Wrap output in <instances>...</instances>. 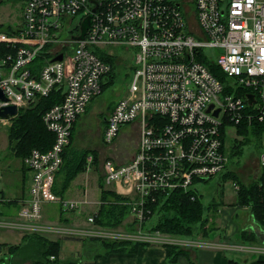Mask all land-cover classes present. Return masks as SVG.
<instances>
[{"label":"built area","instance_id":"2783aa9c","mask_svg":"<svg viewBox=\"0 0 264 264\" xmlns=\"http://www.w3.org/2000/svg\"><path fill=\"white\" fill-rule=\"evenodd\" d=\"M21 20L9 28L0 24V89L8 99L0 108L14 105L20 113L57 90L63 99L43 116L54 135L52 147L33 149L25 158L31 173L30 198L19 211L25 224L3 222L30 234L55 233V227L38 224L44 201L62 202L53 184L74 125L120 62L106 47H124L135 50L133 78L127 96L104 120L103 140L113 144L124 127L137 122L141 137L131 160L106 158L100 175L141 227L128 235L62 228L60 236L163 244L158 230H142L156 195L176 190L198 195L199 183L230 173L235 145L245 141L240 130L264 125V0H25ZM99 214L88 221L95 224Z\"/></svg>","mask_w":264,"mask_h":264},{"label":"crops","instance_id":"0c3cea01","mask_svg":"<svg viewBox=\"0 0 264 264\" xmlns=\"http://www.w3.org/2000/svg\"><path fill=\"white\" fill-rule=\"evenodd\" d=\"M3 2L4 0H0V4ZM20 5L21 10H23L25 0H22ZM0 24L3 25L2 23ZM9 27L10 26H7V28ZM15 118L17 117H12L8 120L0 118V120L10 121ZM104 128L105 121H102V137ZM11 153V146H9V152L3 155V157H0V196L4 197V201L0 203V219L18 223L21 206L30 198L31 173L25 165V158H22L21 164L17 166L13 161L15 158L21 157H17L12 153L13 156L8 158ZM69 153L70 148H67L64 155L65 163ZM135 153L136 150L126 162L131 160ZM93 156L88 152L87 172L77 175L70 190H68L66 194L59 195L61 200L63 199L62 202H49L44 205L42 222L51 221L55 224L56 220L61 221L62 219L64 223L70 226H89L87 230L91 229L89 231L92 232L100 230L107 231L108 228L128 231L127 227H129V222L132 224L131 216H127L117 227L95 224L93 228H91L92 224L88 221L89 217L97 210H99L100 213L104 206H108V201H104L102 198L104 191L113 192L111 189L112 187L105 188L98 166L96 167L97 172L95 171L98 179V188H91L87 181L88 179H85V184L79 180L82 174L86 175L94 170L92 168L94 166ZM90 157H93L92 162H89ZM111 157L113 156L111 155ZM121 163H123V161ZM92 164L93 166H91ZM256 164V169L260 168L262 171L260 172V169L257 170L254 181L260 179V182H262L264 186V166L261 163V158ZM63 167L56 176L60 179V182L63 177ZM230 173H236V170L230 168ZM217 180H220V182L214 187L213 184H215ZM239 182L243 183L240 179ZM239 182L235 176L229 180H224L223 177H216L210 182L199 183V185L196 186V189H198V186L204 185V188L215 190L214 197L207 201L206 196H204L203 193L201 194L200 190H197L198 196L202 199L203 204L208 210L216 209V205L214 204L218 205V223L221 230H214L213 233H216V235H213L211 239L206 241L190 242L191 244L188 245L169 246L164 244L136 243L129 241L118 242L94 237H85V239L77 238L80 236L61 237L53 234L42 235V237H44L45 240L59 243L60 247L57 254L60 264H264V237L261 239L255 231L257 228L264 233V209L261 208L257 210L253 206H239L237 204L238 192L240 189L237 190L235 184L240 188L241 183ZM211 183L212 186H209ZM227 183L232 184L233 191L237 196V199L233 202L225 201V187ZM101 189L102 197L100 200ZM113 202L114 205H120L117 203L119 202L118 200H113ZM64 203H77L78 208L69 209ZM100 203H102V205H100ZM63 206H65V208H63ZM58 211L60 212L59 214ZM155 225L151 224V230ZM134 231L136 232V229ZM7 233L13 235L12 238L8 237L13 240L14 243L10 242L11 244H9V242H3L0 239V264L3 263L2 259L4 257L8 259V264H33L35 259H37L33 253L38 248L37 243H39L38 239L32 240L35 234H26V236L30 237L29 240L21 239V236L19 237V235L24 233L7 231L0 234ZM14 234H16V236H14ZM178 242L183 243L185 241L178 240ZM111 243H117V245L127 244L123 246L126 247L124 249L112 247V250H109L105 245ZM5 245L18 246L21 247V249L8 256H2L1 254L3 253V247Z\"/></svg>","mask_w":264,"mask_h":264},{"label":"rangeland","instance_id":"374dc122","mask_svg":"<svg viewBox=\"0 0 264 264\" xmlns=\"http://www.w3.org/2000/svg\"><path fill=\"white\" fill-rule=\"evenodd\" d=\"M21 2L22 0H4V2L0 4V23L3 24V28H6L7 26H17L19 23H21L22 21L21 20L22 10H21V5H20ZM78 22L79 21L75 20L73 23V27L77 26ZM206 51L210 59L216 62L218 61V55L215 52H213L212 49H208ZM106 52L119 57L117 59L120 60L119 64L116 66L113 83L105 86L103 93L97 98H95L89 104L86 113L82 114L81 117L77 120V122L74 125L73 131H72L70 147H68V149L70 148V152L73 149H76V150H81L85 153L89 152L92 154V156L94 154L93 156L94 160L97 158L96 162L99 161V165H98L99 168H100L101 162H103L104 159L107 157L111 158V155L115 157L116 160H118L120 163L122 161L126 162V160H128V158L136 150L138 146V142L140 140V136H141L140 124L139 122H137V123L124 127L118 134L117 138L114 140L113 144H110V145L106 144L103 140L102 131H101V122L104 121L106 118H108L110 112L114 109L115 105L121 99L127 96L128 89L132 82L133 73H134V65H135V59H134L135 50L134 49H125L124 47L108 46L106 47ZM70 68H71V63L69 62L68 69ZM213 69L215 70L216 73L221 74V69L218 67V65L213 64ZM104 81L106 82V79ZM15 120L16 118L10 121L0 120V157H3V155L9 152L10 127L15 125L14 124ZM232 131L235 132L234 129ZM238 139L241 140L242 137H238ZM242 142L244 141H241L239 143H242ZM246 142L247 143H245L243 146H241L239 143L235 145L234 153L237 154L240 150H242V153L239 156L231 157L229 166L230 168L236 170L235 175L237 176L238 179H240L243 182V185L250 186L253 182L260 180V179H257L254 181L257 175V170L260 169V168L256 169L257 167L256 163L258 160H260L261 156L264 153V142L263 140H257L256 137H253L251 138L250 141H246ZM228 152L230 153V149H228ZM68 155L70 156V153ZM10 156H13V154L11 153L8 156V158H10ZM21 161H22V158H15L13 163H16V165L18 166V164H21ZM91 166H93V164ZM86 168H87V163H86ZM92 168L94 169L92 170V172H89L86 175L82 174L81 177H79V180L83 184H85L84 183L85 179L86 180L88 179L87 181L90 184L91 188L93 187L98 188V182H97L98 179L95 173L96 166L94 165ZM66 171L67 169H64L61 182L58 177L55 178V182L53 184V192L55 191L56 198H60L59 194L56 193V191L63 190V194H66L68 190H70L71 185L74 183L75 178L71 180L67 186H65L67 183ZM261 171L262 169H260V172ZM85 172H87V170L83 168L81 169L79 174L85 173ZM219 182L220 180H217V182H215L213 186L216 187V185H218ZM203 186L204 185H200L197 188L198 190H200L201 194L203 193L204 196H206V201L214 197L215 190L211 188H204ZM209 186H212V183ZM109 187L105 186V188H109ZM225 188H226L225 201L233 202L234 200H236L237 196L235 192L233 191L232 184L227 183ZM101 197H102V189H101L100 200H101ZM109 201H113V200L109 199L108 202ZM47 203L49 202L44 201V205H46ZM214 205H216L215 206L216 209H210V210L206 209L204 212L205 220H203V223L200 225H196L193 228V231H190L187 235H178L175 232H173L172 229H168L170 231L154 232L155 234H157L156 237L162 240V243L164 245H169V246L173 245L174 242L178 243V240L185 241L183 243L185 245H188V244H191L192 242L202 241V240L206 241V240L211 239L213 235H216V233H213L214 230H218V231L221 230L219 223H218V218H219V211L217 207L218 205L217 204H214ZM63 208H65V206H63ZM150 211H151V207L147 209V214L150 215ZM59 213L60 212L58 211V214ZM128 216L129 217L131 216L130 213ZM131 220H132V217H131ZM160 220L161 219L159 217V214L153 215L152 218L148 221L147 225L142 226V230L144 232L152 231L151 224L155 225V223L157 224ZM42 221H43V216H42V219L38 222L39 225L55 227V233L49 232L48 235L53 234L56 236H60V232L62 231L61 230L62 228L75 229L80 232L91 230V229L87 230V227L89 226H85V227L70 226L64 223L62 219L61 221L56 220L55 224L51 221H47V222H42ZM4 222H9V221H4ZM4 222L3 220L0 219V233H4L7 231L24 233L22 235H19V237L21 236V239H24V240L30 239L29 236H26V234L30 235V233H28L27 231L21 230L17 227L11 226L10 224H6ZM12 224H16V223H12ZM17 224H25V220L22 218H19V222ZM95 224H98L97 220ZM95 224H92L91 228H93ZM140 227L141 225H137V223L135 222H133L132 224L129 222V227H127L128 231H124L121 229L108 228L107 232L115 233L118 235H121V234L128 235V234L134 233V230ZM56 228H58L57 231H56ZM42 235L45 236V234H39V236H37L36 234L35 238L42 237ZM8 236L10 238L13 237V235H9V233L0 234L1 241L9 242V244L14 243V241L9 239ZM14 236H16V234H14ZM86 237H90V236H86ZM77 238L85 239V237H77ZM123 239L126 242H128V238H123ZM113 245H117V244L111 243L105 246L108 247L109 250H112L111 246ZM18 248H19L18 246H9V245L6 246L5 245L3 247V253L1 255L8 256L11 253H15Z\"/></svg>","mask_w":264,"mask_h":264},{"label":"trees","instance_id":"16d2710c","mask_svg":"<svg viewBox=\"0 0 264 264\" xmlns=\"http://www.w3.org/2000/svg\"><path fill=\"white\" fill-rule=\"evenodd\" d=\"M105 60L115 66L114 59L107 58ZM212 70L214 69L212 68ZM114 74L109 78L108 85L113 83ZM62 99V91L57 90L50 97L41 99L38 103L32 105V108L23 109L20 112L18 118L14 121L15 125L10 128L9 133L11 151L14 155L24 159L33 149L47 151L52 147L54 135L45 126L43 116L46 110L62 101ZM239 133L245 136V141L239 143L241 146L247 143L246 141H250L253 137H256L257 140H263L264 125H254L251 126V128H244L241 129ZM241 153L242 150L237 154L233 153L231 157L239 156ZM87 155L88 153L76 149L70 152V156L66 158V163L63 167L67 169V183L65 186L76 178L81 169H86ZM96 159L94 160V165L97 167L99 161L96 162ZM233 176L237 178L235 173H227L223 178L224 180H229ZM237 181L239 182L238 178ZM263 189L264 186L260 180L253 182L250 186L241 183L237 204L239 206H253L257 210L261 208L264 209ZM56 193L63 195V190L56 191ZM156 196V203L150 204L152 210L151 217L159 214L161 220L157 223L158 225L156 224L154 226V230L167 232L170 231L168 229H172V231L178 235H187L190 231H193L196 225L202 224L203 220H205L204 212L207 208L203 204L202 199L196 195V192L186 193L183 190H176L170 194H157ZM103 199L104 201H108L109 199L120 201L122 198L113 192L104 191ZM129 213L130 209L127 206L108 204V206H104L101 209L97 223L105 226L117 227L126 219ZM34 239H38L39 243H37L38 248L33 253L36 256L35 258H37L33 264H60L57 254L60 247L58 242L54 243L45 240L44 237L35 238L34 236L32 240ZM125 244L127 243L113 245L111 247H120L124 249L126 248L123 247ZM19 249H21V247L17 250ZM51 255L55 256L54 261L51 260Z\"/></svg>","mask_w":264,"mask_h":264},{"label":"water","instance_id":"95a60500","mask_svg":"<svg viewBox=\"0 0 264 264\" xmlns=\"http://www.w3.org/2000/svg\"><path fill=\"white\" fill-rule=\"evenodd\" d=\"M90 27V17L88 19H86V21L84 22L83 24V34L81 36V38L84 37L86 31L89 29ZM63 58L62 55H60L59 57H57L56 59H54V61H61ZM250 99H253V97H250ZM8 99L6 98L4 92L0 89V101H3V102H6ZM212 107V106H211ZM210 107V109H211ZM216 115H218V112L216 113ZM19 116V111H18V108L17 106H14V105H11V106H8V107H4V108H0V118L1 119H4V120H8L12 117H17ZM258 237H260L261 239H263L264 237V233L261 232L260 230H258L257 228L255 229Z\"/></svg>","mask_w":264,"mask_h":264},{"label":"bare ground","instance_id":"6f19581e","mask_svg":"<svg viewBox=\"0 0 264 264\" xmlns=\"http://www.w3.org/2000/svg\"><path fill=\"white\" fill-rule=\"evenodd\" d=\"M61 178V177H60ZM25 187V186H24ZM74 239V238H73Z\"/></svg>","mask_w":264,"mask_h":264}]
</instances>
